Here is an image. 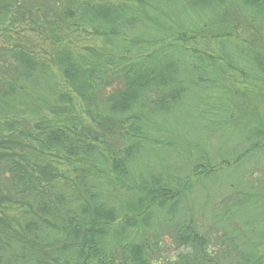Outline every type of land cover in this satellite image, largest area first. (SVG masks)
<instances>
[{
    "label": "trees",
    "instance_id": "16d2710c",
    "mask_svg": "<svg viewBox=\"0 0 264 264\" xmlns=\"http://www.w3.org/2000/svg\"><path fill=\"white\" fill-rule=\"evenodd\" d=\"M234 14L264 25V0H0L3 37L19 27L62 44L50 63L70 89L22 44L0 46V264H221L189 224L174 226L177 254L149 257L161 242L157 230L151 242L143 236L154 213L169 206L173 217L186 189L145 175L141 149L158 140L162 113L208 84L201 75L217 82V69L174 44L141 51L178 32L208 29L221 40ZM80 29L104 47L76 54L63 45ZM219 45L233 69L252 63L247 51ZM237 264L264 259L241 255Z\"/></svg>",
    "mask_w": 264,
    "mask_h": 264
},
{
    "label": "rangeland",
    "instance_id": "374dc122",
    "mask_svg": "<svg viewBox=\"0 0 264 264\" xmlns=\"http://www.w3.org/2000/svg\"><path fill=\"white\" fill-rule=\"evenodd\" d=\"M234 16L236 19L228 24L221 40L229 50L247 51L252 59V63L239 64L238 70L221 58V40L212 37L208 29L203 36L178 32L162 45L141 51L146 54L174 44L188 54L201 55L207 66L217 69V82L209 73L201 75L208 84L197 82V88L192 87L162 113V128L155 136L158 140L144 142L141 149L145 175H157L162 184L180 191L186 189L174 216L166 214L169 206L158 210L152 228L143 234L147 233L151 242L157 230L160 245L149 253L155 262L181 250L175 238V224H189L206 234L213 252L210 257L221 264H237L241 255L264 259V139L259 138L264 133V66L260 62L264 61V25ZM13 29L5 32L10 39L0 34V46L10 41V45L22 44L30 49L38 60L48 62L59 88L69 92L50 63L52 51L62 44H53L25 28ZM63 45L76 54L104 47L100 38L82 29L72 32L71 39ZM108 50L115 57L122 56L120 51ZM71 96L77 112L82 113L80 100L73 93ZM6 208L7 213L17 214L16 208Z\"/></svg>",
    "mask_w": 264,
    "mask_h": 264
}]
</instances>
